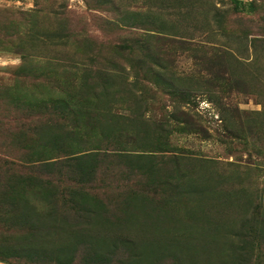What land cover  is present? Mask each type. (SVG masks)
Here are the masks:
<instances>
[{"label": "rangeland", "instance_id": "374dc122", "mask_svg": "<svg viewBox=\"0 0 264 264\" xmlns=\"http://www.w3.org/2000/svg\"><path fill=\"white\" fill-rule=\"evenodd\" d=\"M0 264H264V0H0Z\"/></svg>", "mask_w": 264, "mask_h": 264}]
</instances>
